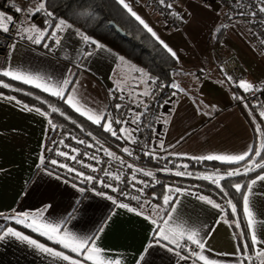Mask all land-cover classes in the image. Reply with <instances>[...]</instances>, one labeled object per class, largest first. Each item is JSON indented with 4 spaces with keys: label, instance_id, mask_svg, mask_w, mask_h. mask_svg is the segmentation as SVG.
Segmentation results:
<instances>
[{
    "label": "crops",
    "instance_id": "crops-1",
    "mask_svg": "<svg viewBox=\"0 0 264 264\" xmlns=\"http://www.w3.org/2000/svg\"><path fill=\"white\" fill-rule=\"evenodd\" d=\"M125 2L152 28L159 40L154 38L167 44L179 58H175L178 66L173 73V85L178 88L172 85L173 96L166 103L155 141L156 148L175 151L177 163L169 168L170 173L176 178L219 181L220 177L225 176L212 171L194 173L189 162H213L230 166L236 164L193 157L240 155L245 152H252L253 155L259 152L261 155L264 151V117L261 113L264 110L242 104L244 89L234 88L220 68L222 60L228 58L223 52V45L219 44V33L225 28L229 7L210 0H177L173 7L185 16V25L175 29L166 24L159 10L152 7L148 0ZM44 18L42 28L36 25L44 33L43 38L40 43H34L37 34L24 31L34 23L29 16H24L19 40L9 56L8 71L38 76L50 86H62V82L68 80L72 83L67 85L65 97L72 95L84 109L104 112L106 115L113 92L128 95L139 107L149 98L153 76L111 48L97 41L100 47L92 44L94 39L84 41L80 35L83 32L73 25L64 28L63 37L54 53L43 52L41 46L50 27L47 16ZM29 35L33 40L28 39ZM225 37L222 38L224 44ZM240 65L243 81L259 86L250 76L247 66L242 62ZM36 89L44 92L40 88ZM6 97L0 93V234L11 228L47 248L81 261V264H91L26 226L31 220L16 222L17 218L23 219L18 214L28 213L30 217L36 216L42 221L61 225L62 231L66 228L81 237L97 236V246L105 250L108 258L119 260L120 264H138L142 254L144 259L140 264H203L190 255V247H196L191 242L182 240L181 243L187 247L175 251L164 247V241L157 244L154 239L157 224H153L152 220L163 224L161 218H167L165 208L170 206H165L163 198H159L155 192L148 201L158 206L156 210L144 204L137 209L143 215H136L135 212L117 207L107 197L86 191L76 179L57 173L49 175L52 171H45L41 157L56 128L49 124L47 114L29 111L24 107L27 104ZM66 105L87 123L98 127L68 103ZM177 172L183 175H176ZM165 194H169L167 190ZM169 195H178L179 204L168 226L198 231L201 238L207 236L206 250L202 254L209 260L215 261V264H251L256 258L260 264H264V257L248 253L250 259L245 260L237 253L240 244L233 227L237 222L230 219L231 208L227 199L217 200L207 191L199 195ZM198 196L212 199L222 206L223 211L199 200ZM250 201L257 222V234L264 239V228L259 226L264 223V181H257L253 186ZM224 204L228 206L227 210ZM145 216L149 219H145ZM245 220L247 223L246 217ZM149 244L153 247L148 248ZM258 247L264 248V245ZM195 251L199 249L196 247ZM176 252L189 258L181 259ZM233 253L236 255H231ZM0 264L68 262L9 235L0 240Z\"/></svg>",
    "mask_w": 264,
    "mask_h": 264
},
{
    "label": "built area",
    "instance_id": "built-area-1",
    "mask_svg": "<svg viewBox=\"0 0 264 264\" xmlns=\"http://www.w3.org/2000/svg\"><path fill=\"white\" fill-rule=\"evenodd\" d=\"M37 0H0V12L5 13L6 16L13 18V24L8 25L9 31H0V73L7 70L9 66V56L15 43L19 40L20 28L22 26L25 12H16V8L28 9V4ZM177 0H167L172 5ZM215 3L225 4L230 10L235 11L237 16L245 20L248 24V29L251 36V41L264 55V13L259 12L261 0H210ZM150 5L159 10L164 18L166 24L170 28L180 29L185 25V16L176 11L172 6L171 9L161 5L159 0H148ZM243 10L244 15H240ZM255 11L256 16L249 15L250 12ZM175 13H179V16ZM183 17V19L180 18ZM32 21L39 28L45 24L44 12H39L33 15ZM57 24H50L49 32L41 46V50L45 53L52 54L56 51L58 45L55 43L57 37H63V31L56 28ZM55 32V36L52 33ZM220 68L225 76H231L229 81L234 88H241L240 81H243L241 73L240 62L234 57H228L222 60ZM154 81V82H153ZM173 96V91L166 90L165 84L154 78L150 87L149 98L139 107V105L128 95L121 92H113L110 94L107 115L111 114L115 119L129 121L127 124H113L115 129L126 128L128 131L119 133L121 138L108 135L117 145L110 144L94 135L92 132L79 127V132L68 131L64 129H56L47 143L44 154L42 167L57 173L69 179H76L77 182L84 187L86 191L100 194L104 197H113L118 203L129 204L130 207L139 209L140 205L133 199L134 196L141 197V203L144 200H149L154 190L158 187L180 188L181 193L199 195L203 193L201 185L180 181L174 179L170 173L169 168L177 163V156L174 150H162L155 147V141L160 128L162 114L165 109L167 101ZM242 104H245L253 109L264 110V85L254 87L250 90H243ZM119 106V108H117ZM143 113L140 116V122L134 123L136 114ZM135 130V131H133ZM89 133L92 135L90 136ZM128 133L132 134V138L136 143H131L127 138ZM93 137H96L94 140ZM84 140L85 144H80L77 141ZM97 140L99 143H97ZM91 144L93 147H88ZM102 146V147H101ZM123 148H128L132 155H128L122 151ZM73 149L79 151L77 160H82L84 164L91 165L97 168L96 172L91 171V168H85L80 163L66 159L65 157L57 155V152H65L68 155H76ZM103 149L113 151L115 156L123 161L121 165L120 160H113L105 155ZM95 156L96 159H90ZM50 160H56L59 163L66 164L77 169L85 175L97 177V180L92 182H81L82 178L77 177L75 173L67 172L65 168H60L57 165L51 164ZM101 161L97 163L96 161ZM133 165L132 168L126 165ZM101 169L108 170L114 175H119L120 179L115 180L112 176H105ZM229 169L223 167L213 169L219 175L227 176ZM144 172H152L153 176H145ZM133 175L135 180H133ZM99 181H105L118 191H112L110 187H104ZM143 182V183H141ZM142 189L140 192L138 190ZM124 193L125 195H122ZM127 196V198H126ZM227 210L228 206L223 205ZM190 250H196V247H190Z\"/></svg>",
    "mask_w": 264,
    "mask_h": 264
},
{
    "label": "snow or ice",
    "instance_id": "snow-or-ice-1",
    "mask_svg": "<svg viewBox=\"0 0 264 264\" xmlns=\"http://www.w3.org/2000/svg\"><path fill=\"white\" fill-rule=\"evenodd\" d=\"M161 5L166 6L167 8L171 9L172 8V3L167 2V0H159ZM119 3L123 5L124 8H126L135 18L144 26V28L147 29L148 32L152 34L153 37H156L157 40H159V37L156 36V33L152 30L151 27L148 26V24L145 23L141 17H139L135 12L132 11V8L125 2V0H119ZM208 7H211V5H208ZM45 9V4L43 0H40V3L36 7L35 10H28V9H23V8H16V12H28L29 17L32 15H35L36 12H39L41 10ZM259 12L264 13V0H261V5L259 7ZM176 15L179 16V13H175ZM256 12L252 11L249 13L251 16H256ZM240 15H244L243 10L240 11ZM47 16L49 17H54V14L51 11L47 12ZM181 19H183L182 16H180ZM231 18V17H229ZM13 24V18L11 16H6L5 13L0 12V31L3 32H8L9 27L8 25ZM66 27H71V25L67 24L65 20L61 19L59 20V24L56 26V28L59 31H63L64 28ZM25 32H33L36 33V39L33 41L34 43H40L41 39L43 38L44 33L36 27V25H32L30 29H24ZM53 36H55V32L52 33ZM84 41H89V37L83 35V33H80ZM29 40H33V37L31 35L28 36ZM55 43L58 45L60 43V38L57 37L55 39ZM92 44H95L97 47H100V45L97 44L96 41L92 40ZM160 43L163 45L165 49L177 60L179 59L176 56V53L168 47L167 44H164L163 41H160ZM14 47V46H13ZM2 75L5 77H9L12 80L20 81L24 84L32 85L36 88L42 89L44 92L50 93L52 96L64 99L66 103H68L76 112H78L82 116H86L88 120H90L93 124L103 128V131L110 133L112 136L117 137L118 139L121 138L119 133H125L128 130L126 128H121V129H115L113 127V124H127L129 121L126 120H121V119H115L111 114L106 115L104 112L96 113L93 112L91 109H84L82 106H79L77 102H75V98L72 95H68L65 97L64 93L67 88V85L69 83H72L68 80H64L62 82V86H56V85H49L48 83L42 82L41 78L38 76H32L29 74H24L19 71H8V70H3ZM227 80L231 81L232 78L231 76L226 77ZM154 82V81H153ZM3 87L7 88L9 87L8 84H3ZM174 87H177L176 85H173ZM239 86L243 88L245 91L253 89L255 86L251 83H248L246 81H240ZM179 90V89H178ZM239 99V97H236ZM6 99H13L11 97H6ZM19 103V101H17ZM25 109L29 111H36L40 113L41 115H45L44 112H41L39 108H29L27 105H24ZM119 108V106H117ZM52 112H57L59 109L53 107ZM61 115H64V113H61ZM143 115V113L136 114V119L133 121L134 123H139L140 122V116ZM261 116L264 117V113H261ZM65 119H69L68 116L65 115ZM49 124H52V121H48ZM75 123V121H73ZM55 127V125H53ZM135 131V130H133ZM91 136L92 134L89 133ZM127 138L130 140L131 143H136V140L132 138V134L128 133ZM95 140L96 137H93ZM80 144H85L86 142L84 140H78L77 141ZM97 143L99 141L97 140ZM88 147H93V145L88 144ZM102 147V146H101ZM161 147L163 145L161 144ZM73 152H76V155H68L65 152H57V155L65 157L66 159L75 161L76 163L82 164L83 167L85 168H91V171L96 172L97 168L92 167L91 165L84 164L82 160H77V156L79 155V151L77 149H73ZM105 152V155L108 156L109 158L113 160H120L119 157L115 156L114 153L108 151L107 149H103ZM123 152H125L128 155H132V152H129L128 148H123ZM253 155L252 152H245L240 155H207V156H201V157H193V159L197 160H208V161H221L224 163L228 164H238L240 162L247 161L249 157ZM255 155L259 156L260 153L256 152ZM90 159L95 160L96 157L92 156ZM44 158L41 157V163H43ZM53 165H57L60 168H65L67 172L70 173H75L77 177H81L82 180L81 182L87 181V182H92L94 180L98 181L97 177H93L90 175H85L84 173L78 171L77 169L70 167L66 164L59 163L56 160H50L49 161ZM97 163H100L101 161L97 160ZM121 165H123V161L120 160ZM128 168H132L133 165L128 164L126 165ZM257 168L264 169V163H256L255 161H251L250 163L246 164L244 167L243 172L237 168L233 169L230 171H227L226 175L228 177H234L238 175H247L249 172H252L256 170ZM47 171V169H45ZM101 171L104 172L105 176H112L113 179L119 180L120 176L119 175H114L109 172L108 170L101 169ZM49 175H55L54 172H49ZM145 176H153L152 172H144L143 173ZM176 175H183L181 172H177ZM59 179L60 177L57 176ZM205 179H209V177H204ZM219 179H223V177H220ZM133 180H135V176L133 175ZM257 181H264V174L258 175L255 179H252L250 183L247 185H241L240 183H236L233 185L235 188V191L238 193L242 192V189H246L245 192L242 193V200H243V212L245 217L247 218V227L249 229L248 233H241L243 240L241 244L237 248V253L242 255L245 260L250 259V257L247 255L249 251L255 252L256 257H264V248L258 247L259 245H264V239L260 238L257 234L256 227H257V222L254 219V211L252 209L251 201H250V195L252 194V189L253 186L257 184ZM100 183L103 184L104 187H110L112 191H118L117 188L113 187L112 185L108 184L105 181H99ZM214 183L217 184V187H220L221 192L224 193L225 196L228 195V193L225 191L223 187L219 185V181L214 180ZM143 183V182H141ZM73 187H76V185H73ZM80 191H84V189H80ZM142 192L143 190L140 189L138 190ZM167 192L169 194L171 193H176V194H181L182 190L180 188H168ZM122 195H125L124 193H121ZM169 194H165L163 196V204L165 206H170L166 207L165 211L168 213L167 218H161L163 219V224H159L157 220L153 219L152 223L157 224V229H156V235L154 239H156L157 244H159V241H164L165 244L163 245L164 247H167L169 251H175L177 248H186V244H182V240H186L187 242H191V244L195 245L199 251H194V250H189L191 256H195L197 260L202 261L203 264H215V261L209 260L205 255L202 253L206 250L205 249V244L207 242V236L201 238L200 233L195 230H190L186 231L183 227L179 226H168L170 222L173 220V213L177 212V205L179 204V196H172ZM192 195H196L195 193H192ZM108 199L112 200L114 204L117 205L119 208L126 209L129 212H135L136 215H143V213L135 208H132L129 206V204L126 203H118L113 197L109 196L107 197ZM127 198V196H126ZM135 199L140 207L142 208L144 204H148L150 208H152L154 211L158 206L152 205L150 201L144 200L141 203V197L140 196H134L132 197ZM199 200L205 201L207 204L211 205L214 208L220 209L223 211V208L220 204L215 203L212 199H208L204 196H198L197 197ZM228 206L231 208V212L233 215L237 213V205L232 203V200L229 199L227 201ZM50 207V205L48 206ZM46 210V209H45ZM23 216V219H16L17 223H24L25 221L31 220L30 224H27L26 226L31 227L34 231L40 232L41 235H45L48 239L52 240L54 243H58L62 248L69 250L72 253H75L77 256H81L84 262H91V264H120L119 260H112L108 258L105 255V250L101 249L100 247L97 246L96 240L97 236H92V237H81L77 234H74L67 230L66 228L63 229L62 231V226L59 224H54L46 221H42L41 219H38L36 216H29L28 213H23V214H18ZM43 213L41 212L40 216L42 217ZM11 218V217H8ZM145 219H149V217L145 216ZM237 227H239V223L237 222L236 224ZM260 227L264 228V223H261L259 225ZM12 236L15 237L21 241H24L28 243L29 245L34 246L35 248L39 249L41 252L48 253L50 255L56 256L61 258L63 261H67L68 264H81V261L72 259L69 255H65L62 252L55 251L51 248H47L44 245L38 243L37 241L30 239L27 236L22 235L20 232H17L11 228H8L3 234H0V240L5 239L7 236ZM250 236V243H249V238ZM169 245H172L173 247H168ZM148 248L153 247L152 244H149L147 246ZM177 256H180L181 259H188L189 257L186 256H181L180 252H176ZM231 255H236V253H233ZM144 256L143 254L139 257L138 264H140V261H143Z\"/></svg>",
    "mask_w": 264,
    "mask_h": 264
},
{
    "label": "trees",
    "instance_id": "trees-1",
    "mask_svg": "<svg viewBox=\"0 0 264 264\" xmlns=\"http://www.w3.org/2000/svg\"><path fill=\"white\" fill-rule=\"evenodd\" d=\"M44 4V16H47L48 11L54 14V17L47 16L51 25L57 24L61 19L65 20L66 23L78 28L85 36L111 48L123 58L144 69L149 75L161 80L165 84L166 90L172 89L174 83L173 73L178 66V61L117 0H45ZM111 23L120 27L126 33V37L119 35ZM222 31L219 33V40ZM3 84H8L9 87L5 88L2 86ZM0 93L34 108H39L49 116L56 129L79 132V127H83L102 140L117 145L116 141L112 140L108 133L103 131V128L90 125L75 114L66 105L64 99L12 80L3 76L2 73H0ZM53 107L59 109V111L52 112ZM61 113H64V115H61ZM65 115L69 119H65ZM251 161L264 163V151L258 157L254 154L247 161L236 165L224 166L213 162H189V165L193 167L194 173L212 171L223 167L229 169V171L239 168L243 172L245 165ZM263 172L264 169L257 168L247 175L223 177L219 180V185L228 193L227 196L221 192L220 187H217L214 182L176 177L174 179L201 185L204 191L212 194L217 200L231 199L232 203L237 205V213L233 215L230 210V219L240 225L239 227L233 225V227L239 244H241L243 240L241 233L249 232L243 214L242 200V193L246 189H242V192L238 193L233 185L236 183L247 185ZM154 192L159 198H163L165 195L163 187L156 188ZM248 240L250 243V236ZM249 255L255 256V252L250 250ZM251 264H257L256 258Z\"/></svg>",
    "mask_w": 264,
    "mask_h": 264
},
{
    "label": "rangeland",
    "instance_id": "rangeland-1",
    "mask_svg": "<svg viewBox=\"0 0 264 264\" xmlns=\"http://www.w3.org/2000/svg\"><path fill=\"white\" fill-rule=\"evenodd\" d=\"M44 1L45 0H43V2ZM39 3L40 0H37L28 4V10H35ZM44 11L45 9L39 12ZM228 12L229 15H226L225 28L221 32L219 44L221 43L223 45V52L226 54V57H234L247 66L250 76L262 86L264 85V55L251 41L247 22L239 18L235 11L229 9ZM25 14V17L29 16L27 11ZM32 17L33 15L30 19H32ZM225 35L226 41L224 44L222 38H224ZM256 262L260 264L257 259Z\"/></svg>",
    "mask_w": 264,
    "mask_h": 264
},
{
    "label": "water",
    "instance_id": "water-1",
    "mask_svg": "<svg viewBox=\"0 0 264 264\" xmlns=\"http://www.w3.org/2000/svg\"><path fill=\"white\" fill-rule=\"evenodd\" d=\"M111 25L115 28L119 35H121L122 37H126V33L120 27H118L114 23H111Z\"/></svg>",
    "mask_w": 264,
    "mask_h": 264
}]
</instances>
